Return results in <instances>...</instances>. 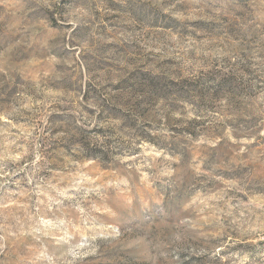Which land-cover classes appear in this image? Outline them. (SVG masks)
I'll return each instance as SVG.
<instances>
[{"label":"rangeland","instance_id":"1","mask_svg":"<svg viewBox=\"0 0 264 264\" xmlns=\"http://www.w3.org/2000/svg\"><path fill=\"white\" fill-rule=\"evenodd\" d=\"M0 264H264V0H0Z\"/></svg>","mask_w":264,"mask_h":264},{"label":"trees","instance_id":"2","mask_svg":"<svg viewBox=\"0 0 264 264\" xmlns=\"http://www.w3.org/2000/svg\"><path fill=\"white\" fill-rule=\"evenodd\" d=\"M88 155L98 157L99 156L98 150H94V151L90 152Z\"/></svg>","mask_w":264,"mask_h":264}]
</instances>
